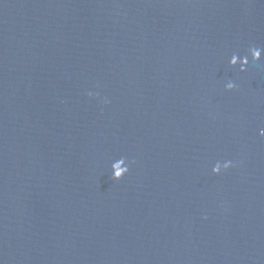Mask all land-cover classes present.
I'll use <instances>...</instances> for the list:
<instances>
[{
  "label": "water",
  "instance_id": "obj_1",
  "mask_svg": "<svg viewBox=\"0 0 264 264\" xmlns=\"http://www.w3.org/2000/svg\"><path fill=\"white\" fill-rule=\"evenodd\" d=\"M262 129L264 0H0V264H264Z\"/></svg>",
  "mask_w": 264,
  "mask_h": 264
},
{
  "label": "clouds",
  "instance_id": "obj_2",
  "mask_svg": "<svg viewBox=\"0 0 264 264\" xmlns=\"http://www.w3.org/2000/svg\"><path fill=\"white\" fill-rule=\"evenodd\" d=\"M253 57L254 59H259L260 58V50L258 49H253ZM237 63V58L235 55H233L232 59L230 60V64H232L233 66ZM247 61L245 60V66L242 67L240 69L241 72H245L247 71ZM237 87L235 82H230L228 84V89L231 91L233 89H235ZM89 96H92L93 93L89 92L88 93ZM108 101L105 100V103H107ZM260 135H264V129L260 130ZM234 166L233 162L230 161L228 164L223 165V168H221L220 165H217V167L213 170V174L215 175H220L222 171H226L229 168H232ZM129 172L128 169H123V170H118L117 172H115L112 176L113 179L115 180H121L125 175H127Z\"/></svg>",
  "mask_w": 264,
  "mask_h": 264
}]
</instances>
